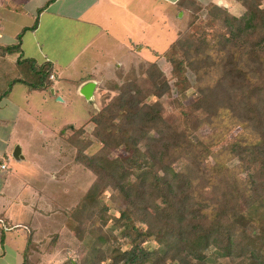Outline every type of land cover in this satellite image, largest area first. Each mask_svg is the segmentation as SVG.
<instances>
[{
    "label": "trees",
    "instance_id": "obj_1",
    "mask_svg": "<svg viewBox=\"0 0 264 264\" xmlns=\"http://www.w3.org/2000/svg\"><path fill=\"white\" fill-rule=\"evenodd\" d=\"M236 1L237 15L179 0L190 20L154 52L170 66L173 88L156 61L137 73L131 65L105 81L91 136L73 128L75 159L95 176L65 220L84 247L77 264H264V7ZM16 67L0 100L15 82L51 88L50 64ZM190 86L196 95L185 104ZM173 92L169 113L161 99ZM94 142L99 148L86 152ZM35 246L29 233L22 264H34Z\"/></svg>",
    "mask_w": 264,
    "mask_h": 264
},
{
    "label": "crops",
    "instance_id": "obj_2",
    "mask_svg": "<svg viewBox=\"0 0 264 264\" xmlns=\"http://www.w3.org/2000/svg\"><path fill=\"white\" fill-rule=\"evenodd\" d=\"M196 1L202 6L211 2L225 5L235 15L243 9L236 0ZM178 2L179 0H0V48L12 44L19 46L13 53L0 54V76L14 79V74L18 72V60L32 61L35 65L48 63L53 69L50 88V91L54 90V94L51 93L53 98L59 95L62 99L56 101H65L64 95L70 93V87L63 84L69 80H72V84L75 82L72 86L81 96L79 89L84 83L94 80L98 85L103 77L115 78L116 69L133 60L135 56L131 55L134 53L137 57L144 53V60L152 61L149 58L154 57V52L160 53L155 48L159 32L174 31L176 38L188 21V13L179 10ZM261 2L264 4V0ZM179 12V18L186 21L182 29L173 24V16L177 17ZM18 83L20 82L11 84L4 100L11 97ZM32 92L34 90L29 88H19L18 94L22 101L15 107L17 112L24 111L23 102L28 103ZM3 124L8 125L9 132L5 133V137H0V165L6 166L3 169L0 167V264H22L28 234H31L35 243H40L35 238L38 226L27 225L24 214L32 219L35 210H42L34 206L31 208L34 210L29 212L24 208V200L11 203L14 196L7 190L10 174H4L8 169L7 161L10 156L7 150L11 140L21 146L22 142L12 137L14 127L8 118L0 119V128ZM45 215V218L49 216L47 213ZM35 247L32 255L38 252V246Z\"/></svg>",
    "mask_w": 264,
    "mask_h": 264
},
{
    "label": "rangeland",
    "instance_id": "obj_3",
    "mask_svg": "<svg viewBox=\"0 0 264 264\" xmlns=\"http://www.w3.org/2000/svg\"><path fill=\"white\" fill-rule=\"evenodd\" d=\"M262 7H264L263 3ZM226 9L229 10L227 6ZM179 14L180 12L177 17L173 16V24H177L178 28L182 29L185 27L186 21L179 18ZM203 14L204 10L200 12L201 16ZM188 20H190V17ZM174 38V31L173 33L169 30L159 32L155 41L156 50L160 53L163 52L168 47L169 41ZM124 55L123 53V57ZM141 55L138 54L139 57L136 56V53L131 55L135 56L134 59L116 69L115 78L111 79L119 81L117 74L127 73L131 65H133L136 73L140 66L146 67L150 61H145V56ZM149 59L157 62L172 86L173 79L171 78L170 66L164 58L154 55ZM9 70L10 68H8ZM186 74L190 85L193 86L195 82L194 75L190 70ZM11 75L13 73L10 74V77ZM73 76L77 77L75 74ZM5 79V75L0 76V86H2L0 92L2 90L6 91L11 83V79ZM108 79L110 78L103 77L100 79L94 96L89 101L76 93L72 86L75 82L72 84V80L63 84L65 87H70V93L64 95V102L56 101L57 97L60 96L57 95L53 98L50 89L42 92L34 90L28 97V103L27 101L23 102L24 111L17 112L15 107L19 101H22V97L18 94L19 88H27L28 90V86L21 83L15 86L8 100H4V96L0 100V102L4 100L0 104V119L8 118L12 122L14 127L12 137L22 142L21 146L20 144H14L15 140H11L7 150L10 156L9 161H7L8 169L5 170L4 174H10L7 190L10 195L14 196L11 203L24 200V208L29 212L34 210L31 209L34 206L42 210V212L35 210L32 219L24 214V222L27 225L38 226L35 238L40 241L39 244L36 243L39 249L33 255L31 251L30 256L34 264H62L68 259L72 260L73 264H77L84 253L83 244L76 237L74 230L66 225L65 220L69 210L83 196L95 176L75 159L76 150L68 137L72 134L74 127L80 126L84 128L86 136H91L94 125L88 119L90 114L97 111L103 103V94L108 92L105 85V81ZM192 86L181 97L185 104L191 103L196 95V89ZM107 94L109 95V93ZM110 94H113V92L111 91ZM174 97L175 92L165 95L161 99L166 112H172ZM151 100H154V98ZM1 131L0 137H5V133L9 132L8 125L3 124V127L0 128ZM201 133H207V128L202 129ZM17 145L22 150L20 152L22 158L20 159H15L12 156V152ZM99 146L98 142H94L86 149V152H94ZM100 197L105 202L110 203L108 193H103ZM111 212L117 213L115 209H112ZM40 213H42V216ZM45 213L49 215L46 218L44 217ZM54 236H56L55 239Z\"/></svg>",
    "mask_w": 264,
    "mask_h": 264
},
{
    "label": "water",
    "instance_id": "obj_4",
    "mask_svg": "<svg viewBox=\"0 0 264 264\" xmlns=\"http://www.w3.org/2000/svg\"><path fill=\"white\" fill-rule=\"evenodd\" d=\"M97 82L94 80L87 81L86 83L83 84V86L79 89V93L81 94L82 97H84L85 100L89 101L93 98L94 92L96 89ZM51 93L54 94V90L51 89ZM57 100H61V97H57ZM20 147L17 145L13 152L12 156L15 159H20L22 156L20 155Z\"/></svg>",
    "mask_w": 264,
    "mask_h": 264
},
{
    "label": "built area",
    "instance_id": "obj_5",
    "mask_svg": "<svg viewBox=\"0 0 264 264\" xmlns=\"http://www.w3.org/2000/svg\"><path fill=\"white\" fill-rule=\"evenodd\" d=\"M50 78H53V74H50ZM0 167L3 169L5 168L6 166L4 164H1Z\"/></svg>",
    "mask_w": 264,
    "mask_h": 264
}]
</instances>
